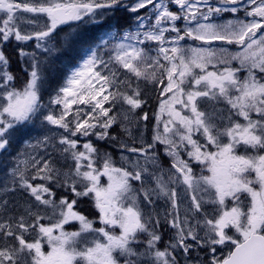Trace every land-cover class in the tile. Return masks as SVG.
<instances>
[{"label": "snow or ice", "instance_id": "1", "mask_svg": "<svg viewBox=\"0 0 264 264\" xmlns=\"http://www.w3.org/2000/svg\"><path fill=\"white\" fill-rule=\"evenodd\" d=\"M0 264H264V0H0Z\"/></svg>", "mask_w": 264, "mask_h": 264}]
</instances>
